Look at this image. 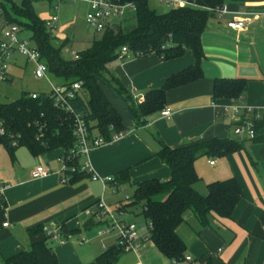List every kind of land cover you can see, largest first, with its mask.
Wrapping results in <instances>:
<instances>
[{"label":"crops","instance_id":"0c3cea01","mask_svg":"<svg viewBox=\"0 0 264 264\" xmlns=\"http://www.w3.org/2000/svg\"><path fill=\"white\" fill-rule=\"evenodd\" d=\"M149 4L161 12L175 7L167 0H149ZM223 7V12L216 11L209 19L201 35L202 78L166 93L165 106L170 109V119L160 117L157 112L146 117L144 125L135 126L123 107L106 95L121 117L124 132L79 158L77 170L86 173L83 178L71 182L69 175L63 172L62 149L33 156L25 148L28 156L20 153L15 159L14 154L11 159L3 148L5 155H0V182L4 184L0 208V264L3 259L44 239L54 251L58 264H96V257L117 244V233L100 232L107 226L105 218L98 219L101 228L87 232L95 227H84L89 219L95 222V203L103 201L111 206L124 222L131 223L129 220L136 215L128 208L118 212L116 203L128 195L124 198L109 195L108 191L117 195L119 191L124 193V189L121 186L112 192L114 186L103 185L100 179L126 170L130 183L123 186H130L132 190L131 184L142 180H168L170 169L154 156L161 142L177 148L215 137L235 139L242 142L243 147L222 157L198 156L194 169L200 181L194 187L204 194L207 183L234 177L242 197L230 218H214L210 226L202 227L195 215L186 211L184 222L176 229L185 244L181 261L163 256L147 239L148 222L145 220V228H138L140 237L134 248L121 252L115 264H264V128L262 138L255 142L233 133L245 109L264 110V0H226ZM237 19H245L241 30L227 27L228 22ZM134 21V8L128 6L121 17L109 20L108 27L116 31L126 24L125 31H129L134 28ZM116 61L117 65L109 69L139 102L146 91L160 87L169 75L191 65L194 57L190 51L170 60L153 53L140 57L128 52ZM218 78L245 79L243 95L237 100L213 99L212 85ZM210 160L214 163L209 164ZM203 162L207 169L202 167ZM85 163L88 169L81 170ZM37 166H44L48 175L31 178L30 172ZM92 175L97 179L93 180ZM5 222L8 226H3ZM61 225L68 231L87 233L78 240L67 241L76 233H63ZM38 226L42 229L58 227L60 237L52 240L44 231L29 232ZM82 237L86 241L80 242Z\"/></svg>","mask_w":264,"mask_h":264},{"label":"trees","instance_id":"16d2710c","mask_svg":"<svg viewBox=\"0 0 264 264\" xmlns=\"http://www.w3.org/2000/svg\"><path fill=\"white\" fill-rule=\"evenodd\" d=\"M33 0H2V17L8 23L16 24L20 30L31 31L30 40L46 65L47 74L54 84L60 86L63 94L72 90V84L81 82L80 91L73 97H66L68 110L55 102V96L48 93L21 92L11 102H0V144L11 159L18 147H24L33 156L55 149L63 150L64 173L71 182L85 176L78 171L79 157H71L74 146L72 134L75 115L85 121L93 136L110 141L113 134L123 133L121 117L102 90H107L123 107L135 126L146 123V117L165 107V96L169 90L184 86L202 78L201 60L204 55L201 35L218 8L226 0H188L186 5L175 6L165 12L153 8L149 0H111L131 4L135 11V26L123 32L108 25L99 39L76 53V58L65 59L52 44V35L44 20L38 18L32 8ZM126 47L135 56L156 54L164 60L182 56L186 51L193 54L194 62L179 72L169 75L163 85L149 89L141 101H136L108 65L117 59V52ZM5 81L9 82L10 79ZM246 80L243 78H218L212 85L213 99L237 100L243 95ZM252 116V114H251ZM243 114V118H252ZM256 136L262 138L264 117L254 120ZM240 141L229 138H212L193 145L171 148L161 142L154 153L159 161L168 166V180L146 179L134 184L133 193L118 201L117 209L125 210L138 206L148 222V237L165 257L174 261L184 259L185 244L176 233L184 222V214L191 211L202 227L210 226L212 220L230 218L233 209L242 197V190L234 177L214 180L206 184L204 194L195 189L200 181L194 169L198 156L222 157L242 149ZM74 168L75 170H72ZM127 171L115 173L111 185L121 187L129 184ZM96 202L95 204H97ZM3 206L0 202V208ZM96 223L89 219L84 227L90 229ZM63 233L75 234L60 226ZM38 226L30 233L42 232ZM123 252L116 244L106 249L95 259L96 264H115ZM1 264H58V259L46 239L32 243L28 249L2 260Z\"/></svg>","mask_w":264,"mask_h":264},{"label":"built area","instance_id":"2783aa9c","mask_svg":"<svg viewBox=\"0 0 264 264\" xmlns=\"http://www.w3.org/2000/svg\"><path fill=\"white\" fill-rule=\"evenodd\" d=\"M0 0V80H6L7 69L9 65V61L13 53H17L25 57V59L31 62L34 66V77L36 78H48L47 68L43 61L40 59V55L36 47L31 44L29 39H23L19 37L20 28L13 23L6 22L2 17V5ZM53 1L56 4L62 2H79L84 3L87 6V10L85 12L84 18L86 24L93 28L96 32L103 31L108 22L112 18L121 17L123 14V10L125 7H132L131 4L125 3H117L111 0H49ZM169 3L174 4L175 6H183L187 3L178 2L175 0H167ZM57 6H55V9ZM133 8V7H132ZM224 7L218 8L217 12H223ZM57 17L53 15L50 19L44 20L46 28L55 33L54 23L57 21ZM245 19H237L235 21H231L227 23V27L233 30H241L244 27ZM128 49L126 47H122L120 50V58L126 56L128 53ZM76 53H74L73 58H76ZM72 90L66 92L62 91L63 89L60 86L55 84L52 85V92L54 94L55 102L59 103L62 107H65L66 110L70 109L65 104L66 97H73L74 91H80L81 82H75L72 84ZM29 96L31 98H35L37 96L36 93H30ZM237 108L235 107V110ZM245 113L250 115L252 114V118H241L239 123L234 127L233 133L237 137H241L242 139L253 140L256 136L254 120L262 119L264 117V110L259 109H245ZM159 115L162 118L170 119L171 112L168 107H163L159 111ZM72 134L74 137V146L70 149L69 153L71 157H83L87 156L89 151L92 148L101 146L108 141H105L100 136H93L88 131L87 125L83 118L80 115H75ZM122 133L113 134L111 136V140H114L120 137ZM110 140V141H111ZM63 164V157L60 159ZM214 161H209V164H213ZM65 166L63 164L62 169ZM88 169V164L85 163L81 167V170ZM48 175V170L44 166H37L30 172V176L33 179L42 178ZM93 180L97 179L95 175L91 177ZM102 184H108L113 181V177H105L100 179ZM117 187H113L112 192H115ZM4 184L0 182V202H2ZM97 209L93 213V216L102 219L105 218L107 222V226L100 231L101 233H108L111 230H116L117 232V244L120 245L123 251H130L134 248L136 241L139 239V229L136 227L134 223L124 222L118 218H116V211L110 210L108 206H106L103 201H98L96 204ZM118 212H122L121 209ZM3 226H8V223H3ZM148 224V229H149ZM44 233L49 239L56 240L60 237V230L58 227L54 228H43ZM86 241L84 237L80 239V242ZM189 257H186V260H189Z\"/></svg>","mask_w":264,"mask_h":264},{"label":"rangeland","instance_id":"374dc122","mask_svg":"<svg viewBox=\"0 0 264 264\" xmlns=\"http://www.w3.org/2000/svg\"><path fill=\"white\" fill-rule=\"evenodd\" d=\"M55 6H57L56 9ZM32 8L34 14L42 20L50 19L53 15L57 17L58 20L54 23L55 33L50 32L52 35L51 42L57 49H59L61 56L65 59L73 58L74 53L85 50L91 45L94 39L101 38L104 33L103 31L96 32L93 28L86 24L84 15L87 6L84 3L70 1L56 4L55 2L49 0H33ZM135 23L136 22L134 21V24ZM124 26H126V24L121 27V30L126 32L125 29H127V27ZM19 37L30 40L31 31L23 29L20 31ZM117 55V58H120V50L117 52ZM117 63L118 61H112L108 67L110 68L111 66H115ZM33 72L34 66L31 62L27 61L24 56L13 53L9 61L6 76V79H10V81L7 82L5 80H0V102L6 103L14 101L20 96L21 92L48 93L52 89L54 81L49 77L36 78L34 77ZM102 90L112 99V95L107 90L104 88H102ZM2 153L5 155V150H3V147L0 145V155ZM20 153H24L28 156L27 150L24 147H20L15 153V159L18 158ZM201 165L204 169H207L206 163L203 162ZM122 188L124 189V193L120 191L117 195L111 194L109 191L107 193L111 196H119L121 198H124V195L130 196L133 193L130 186H122ZM106 206H108L110 210L114 211L111 206ZM128 211L136 214L129 221L134 223L137 228H145V219L141 214L140 208L138 206L129 207ZM116 218L121 217L116 214ZM94 221L97 225L94 229H90L87 232L96 231V228L98 229L102 227L100 223H98V218H94ZM113 231L114 233H117L116 230ZM87 232L82 230L80 233H76L75 235L69 237L67 241L72 239L78 240L82 235H84V233Z\"/></svg>","mask_w":264,"mask_h":264}]
</instances>
